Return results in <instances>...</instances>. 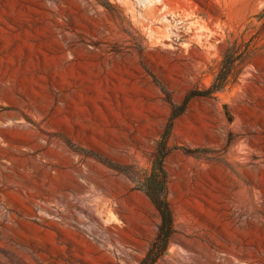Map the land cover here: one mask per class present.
<instances>
[{"label": "rangeland", "instance_id": "374dc122", "mask_svg": "<svg viewBox=\"0 0 264 264\" xmlns=\"http://www.w3.org/2000/svg\"><path fill=\"white\" fill-rule=\"evenodd\" d=\"M160 158L149 264H264V0H0V264H141Z\"/></svg>", "mask_w": 264, "mask_h": 264}, {"label": "trees", "instance_id": "16d2710c", "mask_svg": "<svg viewBox=\"0 0 264 264\" xmlns=\"http://www.w3.org/2000/svg\"><path fill=\"white\" fill-rule=\"evenodd\" d=\"M235 58L232 55H224L221 62L220 72L215 78L212 87L207 91L206 95H212L218 91H224L230 83V74L234 69ZM162 158L155 162L153 172L149 178L150 188L147 190L149 196L157 206L162 217V223L156 239L151 244L147 258L141 264H149L155 261L157 257L165 250L168 240L173 233L172 213L167 201L166 194V175L162 166ZM151 264V263H150Z\"/></svg>", "mask_w": 264, "mask_h": 264}]
</instances>
